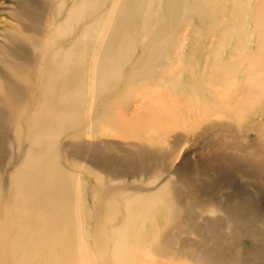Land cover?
Listing matches in <instances>:
<instances>
[{
    "label": "bare ground",
    "instance_id": "1",
    "mask_svg": "<svg viewBox=\"0 0 264 264\" xmlns=\"http://www.w3.org/2000/svg\"><path fill=\"white\" fill-rule=\"evenodd\" d=\"M16 5L27 20L24 29L46 39L30 35L22 46L10 36L3 45L15 59L4 60L0 74V143L16 141L18 147L25 137L27 150L11 171L9 188L0 182V264H166L179 256L199 264H246L242 245L201 239L172 245L186 220H180L184 205L172 187L178 178L165 176L162 161L169 151L168 121L205 111V87L216 88L217 107L229 118L264 108V0H74L70 6L58 0L46 14L35 0ZM159 6L165 10L157 13ZM154 16L157 34H145ZM192 16L217 34L216 47L198 50L194 40L201 37L190 34L186 45L175 34L183 25L197 29ZM50 17H58L56 25L44 28L42 20ZM166 28L172 34H160ZM58 35L66 46L51 44ZM147 38L159 40L148 47ZM29 57L37 60L32 66ZM27 83L34 86L29 90ZM236 90L241 103L222 107ZM168 94L177 106L188 104L171 112L153 102ZM35 100L24 129L20 116ZM100 136L159 151L128 173L116 172L94 162L97 146L119 147ZM63 139L81 143L82 152L70 154ZM15 159L11 153L9 162ZM130 176L149 187L119 195L111 182ZM91 177L98 189L93 207ZM194 206L219 221L225 216V227L245 220L217 203Z\"/></svg>",
    "mask_w": 264,
    "mask_h": 264
},
{
    "label": "rangeland",
    "instance_id": "2",
    "mask_svg": "<svg viewBox=\"0 0 264 264\" xmlns=\"http://www.w3.org/2000/svg\"><path fill=\"white\" fill-rule=\"evenodd\" d=\"M18 1L20 0H0V74H2V71L5 72L3 61L7 58L15 59L3 51V45L10 43L6 37L14 36L17 42L16 45L21 44L22 46H25V42L30 35H33L41 42L46 39V35L43 32L33 34L34 31L24 29L27 20L25 16H20V14L18 16L16 12ZM35 1L40 5L42 0ZM53 1V4L58 2V0ZM73 1L66 0V5L70 6ZM53 4L51 0H45V3L41 4L40 7L46 14L50 9H54L55 6ZM108 7L109 4H106L102 11L107 10ZM157 9V13L159 10L161 12L165 10L162 6ZM57 18H51L50 21L48 19L46 21L42 20V25L45 28V26L52 23L51 26L53 28L56 25ZM191 18V24L196 25L197 29L193 31L189 25H183L175 34H180L182 38L186 39V45L192 40L190 39L192 38L190 34L201 37V41L194 40V46L198 50L216 47L217 34L202 27L194 16ZM95 19L94 15L87 19L85 23ZM155 26L157 25L154 16L145 34H157ZM160 34H164V36L172 34V30L166 28ZM158 40L159 38H147L145 46L150 47L151 44L156 43ZM61 41L63 39L58 35L53 38L51 44L67 45V43H61ZM26 44V48H28L29 45L28 43ZM36 61L29 57L30 66ZM6 71H9V69H6ZM202 72L203 70L199 69L198 78L200 80L203 78ZM33 86L30 83L26 84V88L29 90ZM156 89H161V86L157 85ZM216 91L214 86L205 87V92L208 96L207 100L203 101L206 105L205 111L198 110L185 119L181 116V118H178L177 123L172 120L168 121L172 129L168 137L169 143L166 144L169 151L165 160L162 161L164 163L163 169L166 172V177L173 172V178H178V181L174 185L172 184V187L173 192L177 194L178 199L184 205L183 212L179 215L180 220H186L184 225L177 226L181 230L175 229L176 235L173 237L174 243L172 245L183 247L184 243L189 244L200 239L213 245L225 243H232L237 246L242 245L246 264H264V108H260L258 111V109H255L256 107L252 106L248 110V116L240 115L241 112L239 111L234 115H230L229 118L225 115V112H221L223 110H219L217 107L216 97L218 93ZM171 94L173 96V93ZM240 95V91L236 90L231 95L233 96L232 99L226 101V104L222 105V107L227 105L226 107L230 109L233 105H239L241 103L239 102L241 100ZM174 100L171 99L170 94L165 95L162 99H159L157 95L153 98V102L165 105V111L174 112L178 106L182 110L188 104L187 102L179 101L177 106V101L173 102ZM35 104L36 100L34 104L29 102V106L25 107L20 116L19 121L23 124L22 127L24 129H26L24 123L30 117ZM210 105L212 109L208 111L207 106ZM1 106L0 103V109ZM7 136L8 138L13 136V130L10 126L7 127ZM100 137L105 138L104 136ZM105 139L113 143L115 140L111 137ZM17 145L18 142L16 141L12 142V146L0 143V151L5 154L0 158V182L4 190L9 188L10 174L16 161L27 150L25 137L18 147H16ZM62 145L69 147L70 154L79 153L83 150L81 143H74L69 139H63ZM114 145H119V147L115 149V147L105 148L97 146L94 162H101L107 166V169L116 172L128 173L127 169L136 167L140 158H145L154 151H159L158 148H149L143 145L131 148L124 147L120 142L114 143ZM11 153L16 155V159L9 162ZM149 161L154 162L155 160L151 159ZM92 179L91 177L88 193L93 207V193L98 191V189L97 186L93 185L95 181ZM111 183L113 184L112 186L118 188L117 192L119 195L124 193L123 191L125 190L134 191L138 189L141 191L149 187L143 180L132 178L131 176L126 178V180L113 181ZM98 200L101 203L103 198H98ZM201 200L220 204L228 212H233L239 218H244L245 220L225 227V216L221 217L220 215L219 217L222 220L219 221L218 218L209 217L208 213H204L194 206L197 201ZM4 201L5 197L2 196L1 204ZM255 215L258 216L255 217ZM204 217L206 219H202ZM206 220L214 222L217 220V223L205 224ZM200 233L202 235L198 236ZM164 262L166 264H199V262H192L180 256L172 260H164Z\"/></svg>",
    "mask_w": 264,
    "mask_h": 264
}]
</instances>
